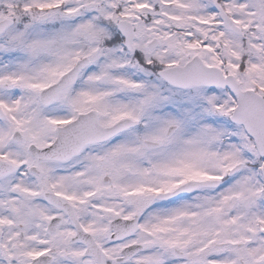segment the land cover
Segmentation results:
<instances>
[{"label":"snow or ice","instance_id":"1","mask_svg":"<svg viewBox=\"0 0 264 264\" xmlns=\"http://www.w3.org/2000/svg\"><path fill=\"white\" fill-rule=\"evenodd\" d=\"M0 264H264V0H0Z\"/></svg>","mask_w":264,"mask_h":264}]
</instances>
